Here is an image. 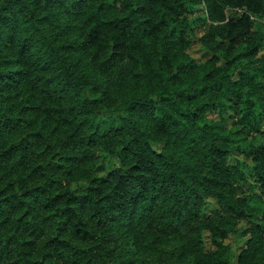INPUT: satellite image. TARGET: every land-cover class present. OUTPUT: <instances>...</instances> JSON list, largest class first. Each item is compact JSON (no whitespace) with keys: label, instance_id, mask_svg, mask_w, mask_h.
<instances>
[{"label":"trees","instance_id":"obj_1","mask_svg":"<svg viewBox=\"0 0 264 264\" xmlns=\"http://www.w3.org/2000/svg\"><path fill=\"white\" fill-rule=\"evenodd\" d=\"M238 235L264 264V0H0V264H231Z\"/></svg>","mask_w":264,"mask_h":264},{"label":"rangeland","instance_id":"obj_2","mask_svg":"<svg viewBox=\"0 0 264 264\" xmlns=\"http://www.w3.org/2000/svg\"><path fill=\"white\" fill-rule=\"evenodd\" d=\"M189 50H190L191 54L193 56H195L199 62H203L211 56V54L209 52H207L199 42H194L190 46ZM229 113L230 112L225 113L226 117H228ZM229 124L231 127H233L232 120L229 121ZM102 159H103V161L106 164L108 169H110V168H112L118 164V161L116 160L115 157L111 158L108 156H102ZM217 208H218L217 201L213 198H210V202L208 203V206L206 208L207 212L212 213L215 210H217ZM205 240H206L207 248H210L212 246V240H211V236H210L209 232L206 233ZM230 241H231V245H232L231 264H236L238 253L242 250V248L246 244L247 235H238L236 238L232 237V239Z\"/></svg>","mask_w":264,"mask_h":264}]
</instances>
